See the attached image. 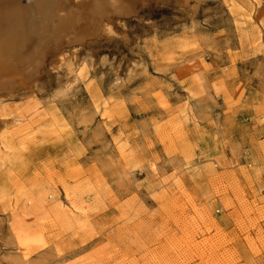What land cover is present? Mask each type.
I'll return each instance as SVG.
<instances>
[{
    "label": "rangeland",
    "instance_id": "obj_1",
    "mask_svg": "<svg viewBox=\"0 0 264 264\" xmlns=\"http://www.w3.org/2000/svg\"><path fill=\"white\" fill-rule=\"evenodd\" d=\"M202 3L149 6L81 50L72 78L0 106V131L32 125L0 164V264H264V0ZM200 151L198 177L183 171ZM57 186L94 187L88 222L47 201L15 238L20 192L62 201Z\"/></svg>",
    "mask_w": 264,
    "mask_h": 264
},
{
    "label": "bare ground",
    "instance_id": "obj_2",
    "mask_svg": "<svg viewBox=\"0 0 264 264\" xmlns=\"http://www.w3.org/2000/svg\"><path fill=\"white\" fill-rule=\"evenodd\" d=\"M202 1L203 0H0V106L5 104L6 101L10 102V100L15 97L21 98L24 95L33 93V90L38 88V83H36L37 80L43 77V75H53L58 78V75L64 70H67L66 72L69 73V75L70 73L74 75L79 65L81 50L95 46L102 40L107 41L112 39L111 36L115 35L114 30H117L119 25H125V21L131 18L135 19L140 13L148 9L149 6H157V4L166 7L169 6L174 11L176 10L180 13L183 11L186 12L187 10L193 11L195 6H198L199 9V6L203 4ZM254 44L255 47L264 50L263 27L259 30ZM83 64L84 63H82V65ZM80 69L82 70V68ZM81 70L79 71L82 72ZM78 74L79 73H77V75ZM191 78L198 84H200L202 80L201 74L195 71L192 72ZM38 91H41V89ZM204 94L203 92L202 95ZM41 101H39V103ZM15 102L17 101H14V103ZM55 102L58 101L56 100ZM97 103H99V101ZM96 107L95 110L98 109V105ZM183 107H185V105ZM32 114L31 116L37 115ZM182 115L188 122L193 123V121H195L192 115ZM31 118L33 119L34 117ZM37 118H39V115ZM18 121V119H14L12 125H16ZM46 126L52 125L48 124L45 125V127ZM27 127L30 129L29 125ZM27 127L18 128V132L15 131L16 134L10 133L11 130H7V128L4 129V131H0L1 165L5 164L9 157L12 156L11 154L16 150H20L18 147L26 141L27 135L23 136V133L28 131ZM259 148L264 160V142L261 143ZM17 153H15V155ZM199 154V156H195L196 158L190 156L191 154L189 156H182L183 163L181 168L183 171L193 172V174L198 177L200 174L199 171L204 165L202 161L206 156L201 153V151ZM3 157L8 159H2ZM150 169L156 171L153 165L150 166ZM24 186L19 189H23ZM93 188L76 186L71 189L65 186L59 189L58 187V191L56 192L61 193L62 201H60V195H58L57 198L54 197V191H52L53 193L40 192L39 194H33L32 190L29 192H20L21 200L19 199L20 201L17 200V202H15L14 212L11 214L9 220L12 235L15 236V238L21 237L29 228V224L41 217L43 212L42 204L47 201H52L53 204L56 202L58 212L65 215L71 224L86 220V210H93V208L96 207L97 201L93 198L96 192ZM16 205L20 207L18 208ZM52 209L54 210V208ZM62 215L60 216L62 217ZM86 222H88V220H86ZM8 229L10 231V228Z\"/></svg>",
    "mask_w": 264,
    "mask_h": 264
}]
</instances>
